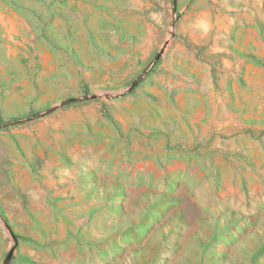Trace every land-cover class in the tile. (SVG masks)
I'll list each match as a JSON object with an SVG mask.
<instances>
[{
  "label": "rangeland",
  "instance_id": "374dc122",
  "mask_svg": "<svg viewBox=\"0 0 264 264\" xmlns=\"http://www.w3.org/2000/svg\"><path fill=\"white\" fill-rule=\"evenodd\" d=\"M12 247L264 264V0H0V264Z\"/></svg>",
  "mask_w": 264,
  "mask_h": 264
},
{
  "label": "water",
  "instance_id": "95a60500",
  "mask_svg": "<svg viewBox=\"0 0 264 264\" xmlns=\"http://www.w3.org/2000/svg\"><path fill=\"white\" fill-rule=\"evenodd\" d=\"M167 44V43H166ZM164 50V48H162V50L158 53V57L161 55L162 51ZM76 98H70L67 100V102H70V101H73L75 100ZM10 228V227H9ZM13 252H14V247H12L8 253V256L6 258V261L5 263L8 264L10 262V259L12 258V255H13Z\"/></svg>",
  "mask_w": 264,
  "mask_h": 264
}]
</instances>
